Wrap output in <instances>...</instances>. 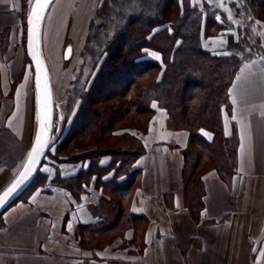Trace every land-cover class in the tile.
<instances>
[{"label":"crops","instance_id":"1","mask_svg":"<svg viewBox=\"0 0 264 264\" xmlns=\"http://www.w3.org/2000/svg\"><path fill=\"white\" fill-rule=\"evenodd\" d=\"M240 1L189 0L191 6L207 4L220 10L229 21L233 20L232 5ZM100 2L53 0L48 7L40 30V51L49 79V43L59 54L61 30L69 21L72 37L84 40ZM22 4V0L0 2V35L9 29L6 50L0 47V192L20 170L35 131L34 92L26 91L24 83L23 90L22 86L12 89L11 64L6 55L17 47L13 36ZM255 25L261 38L259 53L240 65L228 88L229 105L220 111L223 135L233 131L237 137L235 169L227 180L213 168L201 173L202 206L196 219L184 204L181 184L182 153L189 133L172 129L166 111L151 102L153 115L146 133L129 131L139 137L145 150L133 164L140 170L139 186L128 205V212L142 219L140 231L138 224L127 223L120 235L104 246L85 247L80 230L96 223L92 207L102 196L101 189L94 187L92 177L85 193L75 201L51 180L56 173L71 176L86 165H52L48 159L39 167L44 183L28 186L0 214V264H264V25L257 21ZM227 34L236 37L234 31L226 30L202 38V48L212 54L223 53ZM157 56L148 55L158 61ZM200 133L211 139L208 132ZM107 161L102 158L99 164Z\"/></svg>","mask_w":264,"mask_h":264},{"label":"trees","instance_id":"2","mask_svg":"<svg viewBox=\"0 0 264 264\" xmlns=\"http://www.w3.org/2000/svg\"><path fill=\"white\" fill-rule=\"evenodd\" d=\"M217 15L220 20L216 19ZM232 15L233 21H229L220 10L207 4L191 6L189 0H101L95 9L97 21H90L84 44L87 54L100 58L99 64L91 82L79 85L78 91H75L78 82H74L68 90L67 94L75 93L78 108L56 146L58 158L50 157L58 164L86 163L74 175L61 177L56 173L51 180L54 187L67 191L75 201L85 193L92 177H95L94 187L101 189L102 196L92 207L96 223L81 227L82 243L84 239L92 240L91 235L111 230L122 217L133 225L142 222L141 217L128 212V205L132 192L139 186L140 170L134 169L133 164L145 150L137 135L147 131L153 115L151 102L166 111L172 129L189 133L188 145L182 153V176L186 182L189 183L201 161L211 164L210 168L224 180L233 174L237 137L233 131L227 137L223 135L220 111L222 106L229 105L228 88L240 65L259 53L261 38L255 21L264 24V0H241L239 5H232ZM226 30L235 31L236 37L227 34L223 53L212 54L202 48V38ZM148 50L157 53L159 60L148 57ZM146 75L150 83L141 82ZM121 83V90L116 91ZM128 109L143 124L116 130L115 125L124 121ZM89 117L94 119L91 125L97 129L99 144L106 135L121 144L100 148L94 145L88 153L65 155L66 142L72 134H78L81 141L88 138L85 129L90 125ZM132 130L137 135L130 134ZM201 130L208 132L211 139L206 140ZM53 131L54 115L51 136ZM61 156L65 160L59 159ZM102 158L108 159L105 165L99 164ZM200 175L196 178L197 187L201 185ZM44 181V175L37 170L29 187ZM191 192L186 207L196 219L202 194L192 204V211L188 203ZM121 205L125 207L124 213L120 212ZM85 232L89 236L84 237Z\"/></svg>","mask_w":264,"mask_h":264},{"label":"rangeland","instance_id":"3","mask_svg":"<svg viewBox=\"0 0 264 264\" xmlns=\"http://www.w3.org/2000/svg\"><path fill=\"white\" fill-rule=\"evenodd\" d=\"M23 1V9L22 12L20 13V18H19V27L17 29V33L14 37V40L16 42L17 47L12 48L10 51H7V56L10 59V64H11V72L12 73V83L11 87L16 88V86H23L24 84L27 85L26 91L28 89V92L30 94H33L34 88H33V81L31 80V72L33 73L32 67L30 63L28 62L26 58V54H24V44H25V18L26 15L28 14L30 4L32 0H22ZM101 3V2H100ZM99 3V5H100ZM50 12L49 14H51ZM95 16V10L91 16V19L89 20L87 29H86V34L88 32V27L90 24V21L94 19V21H97V19L94 17ZM72 17V16H71ZM171 18H174V15L171 16ZM233 21V20H232ZM236 21V19H234ZM66 26H64L61 30L60 34V40H62L63 45H62V50H60L59 54L58 52L49 51V48L47 49L46 56L49 59V57H52V62L50 61L49 64V72H50V81H51V88H52V97H53V115H54V131L53 135L51 137H54V142L51 145V147H48L47 149V155L43 157L42 159V164L47 162V160H50V157L55 156L58 158V154H56V146L58 145V142L60 138L65 134L67 130L68 123L71 121L72 117L74 116L77 108H78V99L75 96V93L72 92L71 94H67L68 90L72 86H74V82H78L77 87L75 91H78L79 85L82 86L85 82L88 81L91 82L93 79L94 73L97 69L96 65L99 64L100 58H95L91 57L89 54L86 53V45L84 44V40H80V38H73L72 37V23L71 21L65 22L64 23ZM47 23L44 25V33L47 30ZM264 25V24H263ZM8 28H5L2 31V34L0 35V47L4 51L6 50V43L8 38L6 37L8 33ZM235 32V31H234ZM109 37H111V33L108 34ZM12 37V38H13ZM234 38L235 35H232ZM68 42L72 46L71 48V54L70 58L68 60L63 59V52L67 46H69ZM147 54L152 56L155 55V52L148 50ZM56 66L57 69H52V66ZM96 67V68H95ZM26 76V77H25ZM27 78V79H26ZM26 79V80H25ZM151 79L149 75L144 76L141 78L142 83H150ZM24 83V84H23ZM119 87L115 89L116 91H119L122 87V83L118 85ZM134 92L132 91L130 94V100H132ZM35 97V95H34ZM35 102V101H34ZM111 101L108 103L110 104ZM107 103V104H108ZM105 105H103L101 108H103ZM128 114L123 118L124 121L118 122L115 125L116 130H119L120 128H125L124 126L130 125V126H139L143 124V121L141 118L143 116H140L141 120H139L138 115L133 112L132 109H128ZM88 122H90L85 129L86 132H88V138H85L84 140L78 137V134H72L71 137L68 139L66 142L67 147L65 148V151L63 152L65 155L71 156L72 154H79V153H88L94 149V145L97 147H103L104 145H112L118 146L121 144L118 140H110L107 135L103 136L101 141L102 144H99L98 141V134H97V129L91 125L92 122H94V119L92 117H89ZM82 131V130H81ZM84 131V130H83ZM124 130L120 131L123 132ZM133 131V130H132ZM31 138V135H30ZM29 138V140H30ZM28 140V141H29ZM70 141V142H69ZM77 141V144L75 145V142ZM107 142H114L111 144H108ZM51 155V156H50ZM66 157L61 156L59 159L65 160ZM57 159V161L59 160ZM101 160V159H100ZM56 161V162H57ZM52 165H59L58 162L55 163L54 161L51 160ZM204 161H201L200 166L198 169L194 172L189 177V183L186 182V179L182 176V190H183V196H184V204L186 206V198L189 196V193L191 192V200H189V204L192 208L193 211V205L197 201V197L199 194H203L202 192V186L196 184V178L199 174L203 173L207 169H209L211 164H208L206 162L202 163ZM40 164V166L42 165ZM63 164H70V165H75V164H82L86 165L84 162H79V163H70V162H65L61 163ZM60 164V165H61ZM39 166V167H40ZM39 171V168H38ZM193 185V187H192ZM202 192V193H200ZM119 202L122 204V199H119ZM193 204V205H192ZM122 206V205H121ZM115 207V206H113ZM114 210V208H113ZM125 207L122 206V210L120 212L124 213ZM190 214V213H189ZM190 216L193 218V214H190ZM108 222H110L109 219H107ZM113 220V219H111ZM107 224V223H106ZM115 227H112L111 231H106L103 232L101 235H91L89 238H93L92 240H86L84 239V246L85 247H101L104 246L105 244L109 243L114 237L117 235H120L121 231L127 227V223L125 222L124 217L119 220ZM143 224H138L137 229L140 231L142 228ZM89 236L88 233H84L83 236Z\"/></svg>","mask_w":264,"mask_h":264},{"label":"water","instance_id":"4","mask_svg":"<svg viewBox=\"0 0 264 264\" xmlns=\"http://www.w3.org/2000/svg\"><path fill=\"white\" fill-rule=\"evenodd\" d=\"M53 2L51 0L50 4ZM36 7V0H32L30 4V8L28 14L32 11L33 8ZM47 9H43L44 16L46 14ZM28 14L25 18V54L28 62L30 63L32 70H33V88H34V101H35V131L34 135L28 150V153L32 150L33 145L36 143V133L37 131L40 132V142L43 144L45 141H48L51 137L52 132V122H53V97H52V90H51V83L49 79V73L47 66L42 58L41 51H40V30L42 21H35L33 23V38L31 46H29L28 40ZM70 46H67L63 52V59L68 60L70 58L71 51ZM37 76H39V88H37L36 80ZM47 148H45L44 155ZM28 153L27 156L16 174V176L12 179V181L0 192V196L3 195L4 191L11 186V184L19 177L20 173L24 170V165L28 161ZM43 156H39L38 162L33 164V167L38 170ZM37 172V171H36ZM35 172V173H36ZM34 173V175H35ZM34 175L31 179L27 181L14 195L10 198H6V201L3 204H0V214L6 210L29 186L30 182L32 181Z\"/></svg>","mask_w":264,"mask_h":264},{"label":"snow or ice","instance_id":"5","mask_svg":"<svg viewBox=\"0 0 264 264\" xmlns=\"http://www.w3.org/2000/svg\"><path fill=\"white\" fill-rule=\"evenodd\" d=\"M3 2V0H0ZM51 0H36V7L32 9V11L28 14V40L29 46H31L32 38H33V23L34 20L39 22L44 18V11L43 9H47L50 5ZM217 20H220V16H216ZM259 23V21H257ZM171 32V29H169ZM264 35V33H262ZM179 43V41H177ZM71 50L69 49V52ZM227 54V53H225ZM156 58H159L158 56ZM247 67V66H246ZM37 88H39V76H37L36 80ZM235 103V100L233 101ZM155 107V103L152 105ZM235 119V117H233ZM54 142V137H50L48 141H45L43 144L40 142V132L37 131L36 133V143L33 145L32 150L28 153V161L24 165V170L20 173L19 177L8 187L2 196H0V204H3L6 201V198H10L12 195L15 194L29 179L32 178L34 173L37 171L33 167V164L38 162V157L44 155L45 148L51 147ZM47 171V169H44Z\"/></svg>","mask_w":264,"mask_h":264},{"label":"bare ground","instance_id":"6","mask_svg":"<svg viewBox=\"0 0 264 264\" xmlns=\"http://www.w3.org/2000/svg\"><path fill=\"white\" fill-rule=\"evenodd\" d=\"M50 5H51V4H50ZM50 5H49V6H50ZM56 29L58 30V27H56L55 30H56ZM50 41H52L51 38H50ZM48 48H49V51L52 50V49H51V48H52V43H51V42L49 43V47H48ZM61 50H62V49H61ZM50 61H51V63L53 64V62H52V57H51V58L49 57V59H48V58L46 59V62H47V65H48V66H49V64H50ZM48 63H49V64H48ZM52 69H57V68H56V66L54 65V66H52ZM28 150H29V149H28Z\"/></svg>","mask_w":264,"mask_h":264}]
</instances>
